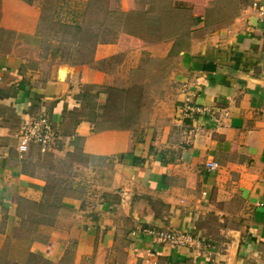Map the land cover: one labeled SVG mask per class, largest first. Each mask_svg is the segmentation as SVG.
I'll list each match as a JSON object with an SVG mask.
<instances>
[{
	"label": "crops",
	"instance_id": "obj_1",
	"mask_svg": "<svg viewBox=\"0 0 264 264\" xmlns=\"http://www.w3.org/2000/svg\"><path fill=\"white\" fill-rule=\"evenodd\" d=\"M157 1L106 0L100 11L94 4L102 0L13 2L23 8L11 23L18 39L0 53L1 258L264 264V19L236 0L216 21L131 43L124 19L136 5ZM56 3L65 25L86 14L121 18L110 27L120 36L95 40L91 27L94 41L59 47L45 31ZM156 60L167 62L164 71L150 67ZM185 96L209 115L180 113ZM41 114L60 138L47 151L30 145L19 153L16 131ZM71 152L79 153L73 163L83 175L100 169L92 195L81 191L88 175L58 180L36 159ZM149 228L187 239L160 243L143 231Z\"/></svg>",
	"mask_w": 264,
	"mask_h": 264
},
{
	"label": "rangeland",
	"instance_id": "obj_2",
	"mask_svg": "<svg viewBox=\"0 0 264 264\" xmlns=\"http://www.w3.org/2000/svg\"><path fill=\"white\" fill-rule=\"evenodd\" d=\"M14 1L15 0H0V53L8 52L13 41L18 39V35H16V33L11 30V23H13L15 18L21 14L23 8L16 7L15 4H13ZM102 1L103 3L94 4L95 9L97 8L100 11L102 8L107 7L106 0ZM251 1L252 0H245L243 3L247 4L250 9ZM235 3L236 0H160L154 3L147 2V4L136 5L134 7L135 10L130 13L129 18L124 19L128 21L124 24H128V26L130 25L129 38L131 43H137L139 37L141 38V43L144 42L145 44H148L154 40H164L170 36L168 32H170L172 29H175L176 31H182L188 29V27L193 25L196 21H205L206 19L209 21H216L219 11L230 12L233 9V4ZM57 6L58 3L54 4V7L52 6L48 11L49 13L46 19V28L48 29L45 31L47 32V40H55V42L59 43V47H62V43H65L68 46L73 44V47H75L79 43L83 44L94 41L92 38L94 37L92 36L93 34L87 32L91 27H93L92 29H98V35H95L97 37L95 40L100 39L104 41L110 37L117 38L120 36L116 32L113 34L110 27H118L119 23V26H121V18L118 19L114 16L112 19H100L99 17H88V14H86L83 17L74 16L72 19L69 18L71 22L65 25L64 22H58L60 21L61 16L59 18L57 17V14L59 13ZM65 6L72 7L71 10L73 11L78 10L77 5H73L71 3H68V5L65 4L64 7ZM110 10L116 12V7L111 5ZM137 10L144 11V16L139 17ZM76 14L78 13L76 12ZM68 48L69 47H67V50ZM67 57L68 55L65 57V60ZM169 57L170 55L167 56L168 59ZM166 63V61L161 63V61L156 60V64H150V67L155 70L162 68L164 71V66ZM168 68L169 67L167 66V69ZM171 69H173V66H171ZM133 85H135V83ZM41 154L42 153H36L37 161L40 162L44 168H47L48 171H53V174L56 175L58 180L64 179L69 182H80L81 177L86 180V175H88V181H86L81 191L84 192L89 190L91 195L95 193L93 191H97L94 175H97L98 178H101V174L99 176L98 173V170L100 169H92L91 172H95L94 175L93 173H86V175H83L82 173L84 171L73 163V160L79 158V153H65L64 156H59L56 153ZM40 156L43 158H39ZM82 162L88 161L82 160ZM90 163H92V161H90ZM94 198L98 200L99 195L95 196ZM38 262H42V264L43 262L44 264H55L41 260L33 261L32 264H38ZM0 264H15V262L12 258L0 257ZM64 264L69 263L65 262Z\"/></svg>",
	"mask_w": 264,
	"mask_h": 264
},
{
	"label": "built area",
	"instance_id": "obj_3",
	"mask_svg": "<svg viewBox=\"0 0 264 264\" xmlns=\"http://www.w3.org/2000/svg\"><path fill=\"white\" fill-rule=\"evenodd\" d=\"M250 9L257 21H262L264 19V0H252ZM179 111L185 115L189 113L209 115L207 110L195 106L188 96L183 98ZM16 138L18 152L24 153L28 150L30 145L36 146L40 151H47L55 145L60 136L54 130L49 118L41 114L23 121L16 133ZM207 158L210 161L206 163V166L208 168H213L214 164L211 162L213 156L207 155ZM143 231L153 240L171 246L180 245L187 239L185 233L171 228H149Z\"/></svg>",
	"mask_w": 264,
	"mask_h": 264
},
{
	"label": "bare ground",
	"instance_id": "obj_4",
	"mask_svg": "<svg viewBox=\"0 0 264 264\" xmlns=\"http://www.w3.org/2000/svg\"><path fill=\"white\" fill-rule=\"evenodd\" d=\"M58 76L60 77V78H62L64 75H65V72H66V70H65V68L64 67H60V68H58Z\"/></svg>",
	"mask_w": 264,
	"mask_h": 264
}]
</instances>
